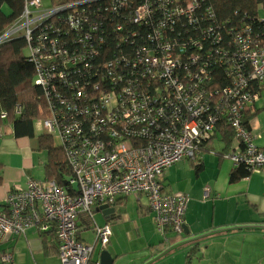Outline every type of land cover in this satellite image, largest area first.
I'll use <instances>...</instances> for the list:
<instances>
[{
	"label": "built area",
	"instance_id": "obj_1",
	"mask_svg": "<svg viewBox=\"0 0 264 264\" xmlns=\"http://www.w3.org/2000/svg\"><path fill=\"white\" fill-rule=\"evenodd\" d=\"M97 1L101 0L47 7L44 0H24L25 8L20 21L0 38L1 44L20 32L24 33L29 60L36 67L37 84L42 86L50 100L62 99L56 92L58 82L69 92L74 91L72 98L76 102H81L84 96V92L75 86L78 85L76 81L81 76L80 71L70 70L82 56L80 49L70 52L60 44L61 37L80 32L88 33L86 38L91 40L94 33L95 40L102 44L104 40L98 34H108L112 31V27L110 30L108 27L114 23L112 18L110 23L105 21V17L120 19L121 22L116 25L117 31H120L134 26L130 24L132 19L136 24L143 23L150 15L148 3L129 15L126 1L110 0L108 6ZM174 2L181 3V0ZM197 5V0H189L185 6L177 5L172 12H168V19L182 15L191 22ZM164 26L163 21L158 24L156 33H160ZM136 32L130 28L122 36L131 48L117 46L112 60L98 63L108 72L127 69L134 77L122 92L117 94L103 89L97 96L106 114L99 121L102 127L93 126L90 132H84L78 118L69 123L60 122V111L59 114L53 111L50 118L37 123V131L48 133L64 145L72 171L70 187L74 194H69L54 180L46 178L32 179L26 189L17 186L10 193L6 206L0 207V245L12 236L26 234L31 229L47 233L55 227L62 263L91 264L96 245L99 244L104 251L112 237L110 222L99 225L95 221L96 208L102 205L114 207L120 197L131 195L148 197L156 228L161 234L164 235L168 229L177 235L183 234L190 196L166 193L162 179L166 169L174 164L184 159H195L198 146L214 130L220 118L226 119L236 132L237 145L225 159L234 166L244 164L253 173L264 172V152L255 143L256 135L242 123L245 110L260 98L253 82L264 83V45L254 43L250 37L239 32L233 40L236 48L233 54L225 55L219 51L221 56L217 66H230L231 73L226 72L230 84L215 96L210 95L209 82H205L207 63H200V56L190 52L189 61L181 66L183 62L176 59L179 55L174 54L172 44L156 39L158 35L145 39L144 46L135 49L137 39L130 41L129 38ZM90 40L88 44L93 48L94 43ZM73 46L80 47L77 42ZM181 50L183 53L188 48L184 46ZM90 53L94 56V50ZM51 58L59 60L60 67L52 65ZM96 59L100 61L99 52ZM190 64L194 68H190ZM152 72L171 89L173 97L170 103H165V97H160L158 101L156 97L159 95L154 96L149 91L151 85L146 76ZM100 84L93 89L99 91ZM166 90H161L164 95ZM95 114L103 115L101 112ZM167 119V126L159 125L160 120ZM157 126L159 128L151 133L152 128ZM118 129L127 138L134 139L115 142L120 135ZM147 133L152 134L147 142L135 140L144 138ZM100 135L104 138H99ZM81 215L88 216L93 223L95 245L78 238ZM2 258L3 261L13 262L12 255H3Z\"/></svg>",
	"mask_w": 264,
	"mask_h": 264
},
{
	"label": "trees",
	"instance_id": "obj_2",
	"mask_svg": "<svg viewBox=\"0 0 264 264\" xmlns=\"http://www.w3.org/2000/svg\"><path fill=\"white\" fill-rule=\"evenodd\" d=\"M83 1L89 0H51V6L60 7ZM121 1L128 2L129 15H133L139 7L148 3L150 15L147 21L136 24L132 19L130 24L134 26L117 31L116 25L121 20L116 19V16L105 17V21L110 23L112 22L110 18H112L114 23L108 27L109 30L112 27V31L108 34H98L104 40L102 44H99L95 40L96 35L94 33L91 40L90 37L86 38L88 33L80 32L79 34H67L65 37L60 38V44L67 47L70 52H74L79 48L82 55L78 60V64L70 69L72 71H80L81 76L76 81L78 85L76 84L75 86L78 90L84 92L81 102H76L72 98L74 91L69 92L68 89L62 87L61 82L56 83V86H58L56 92L62 98L61 101L52 98L50 100L47 97L42 86L37 84L36 67L29 60L28 42L23 32L14 35L0 44V134L10 124L15 138H36L37 123L50 118L53 111H55V114H59V111L62 113L59 114L58 118L60 122L66 121L69 123L68 121L78 118L84 132H90L93 126L98 129L102 127L99 121L105 118L106 114L97 96L103 89L109 92L115 91L117 94L122 92L129 80H132L134 77L127 72V69H114L108 72L105 68L99 67L98 63L112 60L113 52L116 51L117 46L121 49L125 47L131 48L130 44L126 43V39H122V36L126 35L130 28L137 31L135 36L129 38L130 41L137 39L135 49L142 48L145 39L149 40L152 35H158L156 39L172 44L174 54L179 55L176 59L183 62L181 66L189 61L190 52H194L196 56H200V59H202L199 62L207 63V79L205 82H209L210 95L215 96L217 94L220 95L222 93L220 90L230 84L227 73H231L230 66L223 65L222 68L217 66L221 56L219 51L225 55L233 54L236 51L233 40L239 32L250 37L254 43L264 45V0H197L198 5L194 12V20L191 22H189L186 16L182 15L173 16L172 19H168V12H172L177 5L181 4L185 6L189 0H181V3H176L174 0ZM96 3H104V6H108L111 2L110 0H101ZM24 8V0H0V38L20 21ZM162 21L165 26L160 30V33H156L158 24ZM186 26H188L187 29L185 28ZM89 40L94 43L93 48L88 44ZM74 42H77L80 47H74ZM184 46H187L188 50L182 53L181 48ZM49 49H52V47H49ZM92 50H94V56H91L90 51ZM213 50L216 52L212 53L211 51ZM98 52L100 61L96 59ZM50 62L52 65L60 67L59 60L51 58ZM189 67L194 68L192 64ZM84 73L85 77L82 78ZM103 74H105L104 77ZM146 80L151 85L149 87L151 94L154 96L159 95V97H156L158 101H160V97H165V103L171 102L173 97L172 91L159 75L152 72L149 76H146ZM99 83H101L99 85L100 90L95 91L93 88ZM253 83L261 98L264 83ZM140 85L142 87L145 86L143 83H140ZM164 88L167 89L165 95L161 91ZM55 105L56 107H54ZM255 105L245 110V115L242 119V123L249 130H252L250 122L257 114V111H254ZM97 112H101L103 115L95 114ZM160 121V126L164 124L167 126L168 119ZM156 128L159 127L152 128L151 133L155 132ZM118 132L120 135L115 139V142L134 139V137L127 138L125 133L122 134L121 129H118ZM104 135H106V132H104ZM151 136L152 134L147 133L144 138L135 140L145 143L151 139ZM99 138L102 139L104 136L100 135ZM38 139L40 150L45 151L47 154L44 167L46 179L54 180L58 185L64 187L69 194H74L70 187L72 171L66 157L64 145L61 142L56 145L55 138L46 132L40 133ZM213 141H219L224 144L223 150L217 153L223 157L235 149L234 147L231 149V147L236 141V132L226 119L220 118L214 130L209 132L208 136L202 140L193 161H197L198 155L202 151L215 152L214 148L211 147ZM252 174V170L246 165H235L230 173V182L232 184L237 183L249 178ZM67 176H70L69 180ZM1 183L2 177L0 175V185ZM162 185L165 192L168 193L165 177L162 179ZM79 223V228H94L90 218L86 215L80 216ZM40 233L44 249L51 252L56 251L59 255V242L55 227L47 233ZM47 235L53 236L55 241L49 242V239H46ZM81 241L83 240L81 239Z\"/></svg>",
	"mask_w": 264,
	"mask_h": 264
},
{
	"label": "crops",
	"instance_id": "obj_3",
	"mask_svg": "<svg viewBox=\"0 0 264 264\" xmlns=\"http://www.w3.org/2000/svg\"><path fill=\"white\" fill-rule=\"evenodd\" d=\"M254 111L257 114L250 128L256 135V145L264 152V90ZM40 133L36 131L33 139L15 138L9 124L0 134V207L6 206L17 186L26 189L32 179L46 178L47 154L40 150ZM35 144L40 153L46 154L38 164L34 161ZM236 145L235 141L231 149ZM221 150L217 147L215 152L202 151L197 161L184 159L164 173L168 193H185L191 199L185 215L186 231L181 235L169 229L163 235L157 230L149 202H143L144 195L120 197L112 221L102 212H94L103 216L99 225L111 223L112 237L106 250L114 264H264V172L232 184L230 173L235 166L217 154ZM131 197L137 202L131 206L130 214L127 212ZM85 235L80 231L79 238L88 244ZM46 239L55 241L49 235ZM123 244H127V250L121 252ZM98 246L92 264L100 261L102 250L96 256ZM3 255H12L13 262L3 261ZM54 256L57 252L44 249L41 233L36 229L12 236L0 245V264H60Z\"/></svg>",
	"mask_w": 264,
	"mask_h": 264
},
{
	"label": "rangeland",
	"instance_id": "obj_4",
	"mask_svg": "<svg viewBox=\"0 0 264 264\" xmlns=\"http://www.w3.org/2000/svg\"><path fill=\"white\" fill-rule=\"evenodd\" d=\"M44 3L46 4V6L48 7V6H51V0H44ZM9 125V124H8ZM8 125L6 126V128L8 127ZM55 144L56 145H58L59 144V140L58 139H56L55 140ZM223 148V146H222V144L221 143H213L212 144V148ZM34 150H35V154H36V157H35V163L36 164H38L39 163V159L41 158V159H45V156H46V154H45V152H43V153H40L39 152V150H38V145H34ZM40 154H42V155H40ZM210 154H212V153H210ZM229 161V160H228ZM67 179L69 180L70 179V176H67ZM142 198H143V202L144 203H148L149 202V199H148V197L147 196H142ZM137 202V198H133V197H131V198H129L128 199V212L127 213H132V208H131V206L132 205H134V203H136ZM94 217H95V221L97 222V223H99L100 221H102L103 220V216H102V214H100V213H95L94 214ZM80 231H81V234H82V232H84V234H86L85 236H87L86 237V239H87V242H88V244H91V245H93L94 243H95V240H96V238H95V234H94V232H93V230L91 229V228H86V229H84V228H82V227H80ZM122 238V237H121ZM124 241L125 242H129V240H126V239H124ZM132 246H135L134 244L132 245ZM100 249H101V246H98L97 247V249H96V256H98V252L100 251ZM121 252H124V251H126L127 250V244H123L121 247H120V249H119ZM54 258H57V259H59V262H60V264H63L62 263V260H61V258H60V256L57 254V256H54Z\"/></svg>",
	"mask_w": 264,
	"mask_h": 264
},
{
	"label": "water",
	"instance_id": "obj_5",
	"mask_svg": "<svg viewBox=\"0 0 264 264\" xmlns=\"http://www.w3.org/2000/svg\"><path fill=\"white\" fill-rule=\"evenodd\" d=\"M96 212H102L108 221H112L116 218V208L110 207L109 205H102L98 207ZM184 229L186 231V226ZM99 264H114V259L107 250H104L100 253Z\"/></svg>",
	"mask_w": 264,
	"mask_h": 264
},
{
	"label": "clouds",
	"instance_id": "obj_6",
	"mask_svg": "<svg viewBox=\"0 0 264 264\" xmlns=\"http://www.w3.org/2000/svg\"><path fill=\"white\" fill-rule=\"evenodd\" d=\"M96 212V211H95Z\"/></svg>",
	"mask_w": 264,
	"mask_h": 264
}]
</instances>
